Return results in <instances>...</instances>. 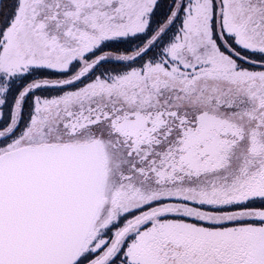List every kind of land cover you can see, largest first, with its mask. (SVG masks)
Masks as SVG:
<instances>
[{"label":"snow or ice","instance_id":"6c2138e0","mask_svg":"<svg viewBox=\"0 0 264 264\" xmlns=\"http://www.w3.org/2000/svg\"><path fill=\"white\" fill-rule=\"evenodd\" d=\"M0 264H264V0H0Z\"/></svg>","mask_w":264,"mask_h":264}]
</instances>
